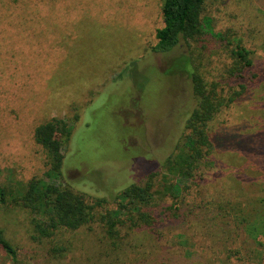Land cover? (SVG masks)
Segmentation results:
<instances>
[{
    "label": "rangeland",
    "instance_id": "obj_1",
    "mask_svg": "<svg viewBox=\"0 0 264 264\" xmlns=\"http://www.w3.org/2000/svg\"><path fill=\"white\" fill-rule=\"evenodd\" d=\"M163 1L21 0L9 14L0 0V230L18 264H45L33 238L46 217L20 199L32 181L81 198L95 218L186 212L140 264H264V0H206L204 34L161 54ZM237 47L251 61L241 72ZM184 56L222 105L206 124L211 146L175 173L167 161L197 103ZM53 118L69 134L57 129L64 159L50 180L34 130ZM133 185L150 186L147 203L122 199ZM0 264L17 263L0 249Z\"/></svg>",
    "mask_w": 264,
    "mask_h": 264
},
{
    "label": "trees",
    "instance_id": "obj_2",
    "mask_svg": "<svg viewBox=\"0 0 264 264\" xmlns=\"http://www.w3.org/2000/svg\"><path fill=\"white\" fill-rule=\"evenodd\" d=\"M6 5H12L14 9L9 14H16V7L21 5V0H10L9 4L6 0ZM205 10L206 0H164L161 6L162 25L155 31L152 51L167 54L182 44L200 38L204 34L203 20L208 18ZM232 54L237 60L235 69L239 68L241 72L251 66L244 48L237 47ZM179 66L180 70L188 74L197 103L186 120L185 129L190 134L184 137L179 153L168 159L167 164L172 172L189 173L201 158L202 148L211 146L206 124L218 112L222 102L206 87L203 78L190 70L188 57H181ZM241 74L232 77L238 79ZM59 126L68 136L66 126L55 118L38 125L34 130L36 142L46 152L50 180L61 177L64 156L61 153L62 143L57 137ZM156 172L149 176L152 177ZM149 189V185H133L125 189L121 197L132 205L135 202L147 203ZM20 199L24 205L39 211L35 213L46 217V221L34 222L36 235L33 238L44 246L45 264H99L102 261L104 264H140L147 259L148 252L156 250L159 242L167 241L177 234L176 231L188 225L187 215L183 216L186 212H138L136 220L120 219L119 215L111 213L95 218L85 212L81 198L58 186L40 187L37 181L29 183ZM0 203H5L2 189ZM0 249L18 264L17 252L4 238L2 230Z\"/></svg>",
    "mask_w": 264,
    "mask_h": 264
}]
</instances>
